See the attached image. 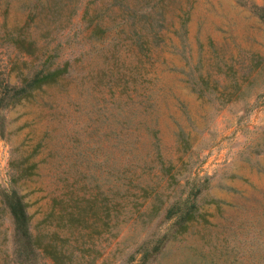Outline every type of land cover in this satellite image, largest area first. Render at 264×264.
<instances>
[{
	"label": "rangeland",
	"instance_id": "374dc122",
	"mask_svg": "<svg viewBox=\"0 0 264 264\" xmlns=\"http://www.w3.org/2000/svg\"><path fill=\"white\" fill-rule=\"evenodd\" d=\"M10 189L72 264H264V0H0V264H53Z\"/></svg>",
	"mask_w": 264,
	"mask_h": 264
},
{
	"label": "trees",
	"instance_id": "16d2710c",
	"mask_svg": "<svg viewBox=\"0 0 264 264\" xmlns=\"http://www.w3.org/2000/svg\"><path fill=\"white\" fill-rule=\"evenodd\" d=\"M64 70V67H54L47 69L42 74H35L31 79L30 86H38L41 83L54 80V78ZM2 200L6 205L14 230V251L22 254L25 251H41L43 256H48L53 264H72V252L64 251L57 247L51 240L42 241L40 237L34 235L28 226V215L25 212V205L21 196L14 190H3L1 192ZM177 203V202H176ZM173 205H169L166 210L174 214L177 209L171 210ZM188 214V209L182 211L180 215ZM156 246V244L154 245Z\"/></svg>",
	"mask_w": 264,
	"mask_h": 264
}]
</instances>
